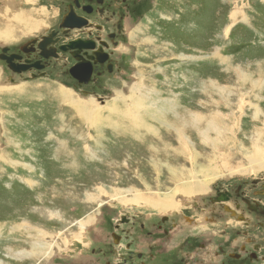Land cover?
Segmentation results:
<instances>
[{
    "label": "rangeland",
    "instance_id": "374dc122",
    "mask_svg": "<svg viewBox=\"0 0 264 264\" xmlns=\"http://www.w3.org/2000/svg\"><path fill=\"white\" fill-rule=\"evenodd\" d=\"M73 1L0 0V50L58 33ZM126 6L117 65L96 86H58L52 72L28 82L0 62V264H115L119 217L149 228L195 205L191 227L211 253L244 219L229 210L214 223L203 202L217 185L264 177V0Z\"/></svg>",
    "mask_w": 264,
    "mask_h": 264
},
{
    "label": "flooded vegetation",
    "instance_id": "af4514ba",
    "mask_svg": "<svg viewBox=\"0 0 264 264\" xmlns=\"http://www.w3.org/2000/svg\"><path fill=\"white\" fill-rule=\"evenodd\" d=\"M133 1L136 0H74L67 8V16L70 25L82 24L81 28L61 27L63 16L60 31L44 37V47L42 43L32 41L20 46L14 53L1 49L0 62H4L10 70H16L13 71L16 75L29 72L30 77L23 78L28 82L48 80V73L52 72L55 81L58 80L54 83L58 86L72 90L96 86L117 65L115 52L120 47L118 40L121 33L126 32L130 19L124 6L132 5ZM95 17L100 19L98 23H94ZM74 31L80 35L70 38ZM80 66L90 70L86 83L73 76L76 75L73 69ZM61 68L65 71L59 73L60 76L56 75L55 72ZM61 77L65 82L61 81ZM203 203L204 210L208 205L210 208L217 207V212H208V219L211 217L214 223L225 216H232L229 210L245 219L234 224L237 228L224 226L220 235L216 236L221 239L220 244H214L210 248L211 253L205 246L203 232L200 233L196 226L191 227L199 215L194 214L195 205L177 220L162 217L149 228L144 222H138V217H119V221L124 222L117 227L123 228L126 234L123 238L125 250L115 264H210L223 263L224 259L255 260L258 255H264V177L232 185H217ZM237 215H234L236 221ZM213 222L210 224H217ZM96 254L102 255L100 251ZM261 258L264 260V257Z\"/></svg>",
    "mask_w": 264,
    "mask_h": 264
},
{
    "label": "bare ground",
    "instance_id": "6f19581e",
    "mask_svg": "<svg viewBox=\"0 0 264 264\" xmlns=\"http://www.w3.org/2000/svg\"><path fill=\"white\" fill-rule=\"evenodd\" d=\"M8 5V4H7ZM9 6V5H8ZM9 7H11V6H9ZM16 9V8H15ZM14 10V9H13ZM17 12V11H16ZM23 22V21H22ZM16 24H18V25H21L22 23L21 22H19V21H16ZM26 25V24H25ZM25 25L23 24V27H25ZM3 39H8V38H5V37H1L0 36V42L3 40ZM121 47V46H120ZM121 51V50H120ZM117 52H119V51H117ZM238 73V72H237ZM240 79V78H239ZM246 79V78H245ZM242 81V80H241ZM244 81V80H243ZM65 91L66 90H62L61 89V91L59 92V95L63 98V100H65L66 99V93H65ZM67 92V91H66ZM71 99V98H70ZM78 99V98H77ZM240 99V98H239ZM85 101V100H84ZM83 102V101H82ZM82 102H80V101H72V105L76 108V110H79V111H82V112H86V109H87V106H89V105H87V104H90V102L89 101H87L86 103H82ZM92 102V101H91ZM70 103V102H69ZM68 103V104H69ZM93 104V103H92ZM220 112V111H219ZM221 113H217V115H220ZM185 116H183V118H184ZM210 128H212L213 127V125L212 124H210V126H209ZM178 130V129H177ZM178 134V133H177ZM256 134V133H255ZM177 137H180L179 135L177 136ZM179 140H181V138L179 139ZM206 140V139H205ZM261 151V150H260ZM258 153H260V152H258ZM263 152H261V154H262ZM256 156V155H255ZM253 158V157H252ZM256 158V157H255ZM259 158V157H258ZM255 160V159H254ZM253 160V161H254ZM256 161V160H255ZM249 162H251V161H249ZM260 166V165H259ZM184 168V167H183ZM229 174V173H228ZM232 175V174H231ZM227 177V176H226ZM189 182H195V181H191V180H189ZM189 188H190V186H189ZM191 189V188H190ZM203 194V193H202ZM113 199H115V198H113ZM173 199V197L171 198V200ZM174 200V199H173ZM126 201V200H125ZM133 201H135V202H137L136 200H134V199H129L128 201H126L125 203H128V202H133ZM131 204V203H130ZM137 204V203H136ZM181 204V203H180ZM141 205V204H140ZM169 205L170 206H172V208L174 209L175 207H176V201H173L172 203H169ZM142 206V205H141ZM144 206H146V205H144ZM154 206V205H153ZM156 206V205H155ZM154 206V207H155ZM181 206V205H180ZM156 207H158V206H156ZM16 240V239H15ZM60 249H61V247H60ZM11 252L13 251V252H15V251H17V250H15L14 248L13 249H11L10 250Z\"/></svg>",
    "mask_w": 264,
    "mask_h": 264
},
{
    "label": "water",
    "instance_id": "95a60500",
    "mask_svg": "<svg viewBox=\"0 0 264 264\" xmlns=\"http://www.w3.org/2000/svg\"><path fill=\"white\" fill-rule=\"evenodd\" d=\"M61 27H70V28H81L82 24H79L77 26H72L69 24V17L66 16L61 25ZM42 47H44V40L42 42ZM13 71H16V70H13ZM73 71H75L76 75H73L74 78H76L77 80H79L80 82H87L88 79H89V73H90V70L88 68H84L83 66H80V67H76L73 69ZM71 71V72H73Z\"/></svg>",
    "mask_w": 264,
    "mask_h": 264
}]
</instances>
